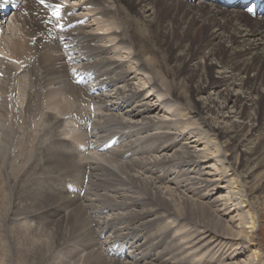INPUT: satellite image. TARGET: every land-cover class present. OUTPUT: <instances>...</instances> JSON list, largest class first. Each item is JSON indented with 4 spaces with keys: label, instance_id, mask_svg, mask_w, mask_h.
Segmentation results:
<instances>
[{
    "label": "bare ground",
    "instance_id": "6f19581e",
    "mask_svg": "<svg viewBox=\"0 0 264 264\" xmlns=\"http://www.w3.org/2000/svg\"><path fill=\"white\" fill-rule=\"evenodd\" d=\"M196 1L46 0L63 4V31L39 0H15L12 18L0 15V264H255L227 253L243 242L223 226L228 214L203 168L227 179L236 237L247 239L256 215L236 173L245 135L207 123L214 107L197 111L192 93L222 70L217 110L245 100L257 130L264 14L247 11L253 0ZM215 41L226 59L212 65ZM254 153L250 173L264 137Z\"/></svg>",
    "mask_w": 264,
    "mask_h": 264
},
{
    "label": "rangeland",
    "instance_id": "374dc122",
    "mask_svg": "<svg viewBox=\"0 0 264 264\" xmlns=\"http://www.w3.org/2000/svg\"><path fill=\"white\" fill-rule=\"evenodd\" d=\"M195 3H197L196 0H195ZM224 9H227V7H225ZM247 21H249V18L247 19ZM200 36L201 34L199 35V37ZM197 39L195 42L196 44L192 46L194 49L197 45V41H198ZM219 42L221 41L213 42L215 53L217 52L216 54L217 56L211 60L210 63L212 65H215L216 62H219V61L223 63V61L226 59V52L224 51V48H222ZM184 45L185 46H183L184 47L183 50L187 48L188 44L186 45V43H184ZM199 56H198L197 61L204 63L203 57L201 56L199 57ZM249 59L250 57L243 56L236 60H238L240 64L244 63L246 65V63L249 62L248 61ZM232 63H234V61H232ZM232 63L227 59L224 63L225 65L223 64L222 66L224 67L227 66V68H229V67H232ZM221 72L222 70H219V69L215 71L213 70V72H209L207 79H206L208 83L211 82V85L209 86V88L200 94L198 93L196 94L193 92L192 95H193V98H195V104H196L197 111L200 110L199 106L202 103L211 102L210 105L214 107V110H212V112L205 114V118H207V123L213 125L216 128H221V130H223L224 128L228 129L230 127L232 128L233 126L240 125L239 130H241L242 133L245 135V138H242V140L245 139V141L239 144L238 149H237V154H238L237 160L238 161L236 165V169H237L236 173H237V177H238L237 179L239 181V185H241V187L244 190V193L246 194L245 199L249 203H253V205H251V210L254 211L253 212L254 216L256 215L254 219L255 227L253 231L251 232L250 229H247V234L249 235L247 239L242 238L241 236L236 237V234L240 228V225L238 223L239 217L237 216V211H236L237 207L234 206V203L231 200L232 198L229 195V190L226 188L225 182L227 179L221 180L219 176L220 174L218 172L211 170L210 168L211 163L208 161H207L208 163L203 165V168L206 171V173H209L208 179L214 180L215 182L214 185L211 187L210 194L213 200H215V202L217 203L216 206L221 211L228 214V217L224 221L223 226L225 228L230 227L229 233H231L232 236L237 238L235 242L237 243L240 241L243 242L242 246H237L236 248L234 247L232 249L227 248V253L236 254L237 255L236 260L241 263L246 262V261L248 262L251 259H253L255 260L254 261L255 264H264V155L260 157L262 158V163H261L260 168L254 170L251 173L248 170V165L250 164V161L256 156V153L250 154V151L251 149L253 150L254 148H256L260 139L264 137V117L261 122L259 123L256 122L255 125L258 126L257 130L251 132V130H249L250 127H248L247 124L252 125L254 123L252 122L251 124L250 121L256 118L255 110L252 108L246 107L244 105L245 100L240 99L236 101L235 100L236 97L234 96H233L232 102H226L227 109L225 108V110L223 111L224 113L223 114L219 113V110H217L218 108L216 106H219V105L220 107L224 106L223 98L226 97V94H227V91L225 88L227 87L226 86L227 83L226 81L223 82L224 80H222V77L229 76L228 74L223 75ZM238 72L239 71H236L234 73L239 74L240 72L239 73ZM254 75H255V72L253 70H250L247 74L243 75V77L245 78V83L247 85H250L251 83L250 81L253 79ZM230 90L232 92L233 88H230ZM234 90H235L233 91L234 93L232 92L234 95L236 94L242 95L243 92L245 91V89L243 88L241 89L237 87H235ZM234 101H236L235 105L233 104ZM216 112L217 114L218 113L219 114L216 115ZM261 115L264 116V107L261 109ZM220 116H224V117H220ZM190 142H193V140H190ZM194 145H197V150L206 149L203 145L199 146V143L198 144L195 143ZM258 151L259 150H257V152ZM257 155H259V153H257ZM245 215L247 214L245 213ZM229 218H232V220H230ZM234 249H236L237 252H234Z\"/></svg>",
    "mask_w": 264,
    "mask_h": 264
},
{
    "label": "snow or ice",
    "instance_id": "6c2138e0",
    "mask_svg": "<svg viewBox=\"0 0 264 264\" xmlns=\"http://www.w3.org/2000/svg\"><path fill=\"white\" fill-rule=\"evenodd\" d=\"M39 2L41 4H45L46 7H52V9H53L52 16L55 17L56 27L59 28V30L63 31L64 30V25H63V23H61L63 18H62L61 14H60V10L63 7V4L56 3V4L49 5V4L46 3V0H39ZM10 4H11V0H0V8L6 7V6L10 5ZM250 11H251V9H250ZM46 23L51 24L52 23L51 19L46 21ZM69 58H71V57L69 56Z\"/></svg>",
    "mask_w": 264,
    "mask_h": 264
}]
</instances>
